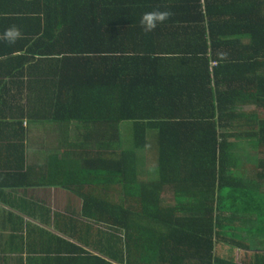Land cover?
I'll use <instances>...</instances> for the list:
<instances>
[{
    "label": "trees",
    "instance_id": "trees-1",
    "mask_svg": "<svg viewBox=\"0 0 264 264\" xmlns=\"http://www.w3.org/2000/svg\"><path fill=\"white\" fill-rule=\"evenodd\" d=\"M36 6L16 19L22 38L0 48L9 55L0 78L25 99L13 107L16 120L49 123L59 146L70 140L85 173L80 186L118 193L79 192L82 208L110 232L105 240L133 243L146 260L213 264L218 230L241 225L232 215L254 216L264 234V0ZM157 9L173 15L145 34L141 15ZM122 122L131 129L126 150ZM241 146L255 152L249 168L233 152ZM136 150L153 154L150 180H137ZM237 231L224 242L246 248L252 231Z\"/></svg>",
    "mask_w": 264,
    "mask_h": 264
},
{
    "label": "crops",
    "instance_id": "crops-1",
    "mask_svg": "<svg viewBox=\"0 0 264 264\" xmlns=\"http://www.w3.org/2000/svg\"><path fill=\"white\" fill-rule=\"evenodd\" d=\"M44 1L0 0V37L16 19L31 16L36 5L42 8ZM4 42L8 41L0 38V48ZM8 57L3 54L0 59ZM9 79L0 78V85L4 81L0 91H7L0 96V111L6 110L0 113V264H172L166 259H143L133 243L105 240L110 232L94 221L96 214L82 208L79 192L97 189L103 199L110 192L92 182L80 186L82 166L68 152L73 151L67 145L71 142L57 145L49 123L15 119L13 107L26 102L23 96L15 98V82ZM14 135L25 140L12 141ZM232 218L241 225L234 232L219 229L221 238L237 239V230L242 236L251 230L252 242L238 248L217 238L213 264H264V234H256L254 216L235 214Z\"/></svg>",
    "mask_w": 264,
    "mask_h": 264
},
{
    "label": "rangeland",
    "instance_id": "rangeland-1",
    "mask_svg": "<svg viewBox=\"0 0 264 264\" xmlns=\"http://www.w3.org/2000/svg\"><path fill=\"white\" fill-rule=\"evenodd\" d=\"M252 107L250 106H245L242 109L244 111H249L248 109H251ZM260 116L263 115L264 116V110H260L259 111ZM119 136L121 138L122 144L124 145L125 150L128 149L130 143H131V129H130V123L129 122H122L119 123ZM151 138V137H150ZM232 142H235L236 139H232ZM149 142H151V139H149ZM152 143V142H151ZM150 145V143H149ZM233 152H235L236 154H238V159L245 161L248 163V168L250 167L251 164V156H254V151L247 148L246 146H241V147H237L235 149H233ZM145 151L139 152V151H135V163H136V174H137V180H150L152 173L154 172L153 170H149L150 166L152 165L153 160L151 159L152 157V153H147L145 155ZM117 189V188H115ZM110 194L116 195L118 196V193L116 192V190H114V192H111ZM115 196V198H116ZM161 198L162 201L164 203H172V199H171V194L167 191L164 190V192L161 194ZM220 217V216H219ZM219 220L221 221H228L226 216H222L219 218Z\"/></svg>",
    "mask_w": 264,
    "mask_h": 264
},
{
    "label": "clouds",
    "instance_id": "clouds-1",
    "mask_svg": "<svg viewBox=\"0 0 264 264\" xmlns=\"http://www.w3.org/2000/svg\"><path fill=\"white\" fill-rule=\"evenodd\" d=\"M173 13L170 10H153L145 12L140 18V27L145 34L154 31L159 24L165 23L172 17ZM22 32L17 25H10L4 30L2 39L7 40L9 43H15L16 40L22 38Z\"/></svg>",
    "mask_w": 264,
    "mask_h": 264
}]
</instances>
